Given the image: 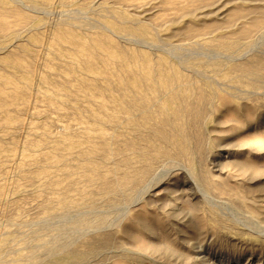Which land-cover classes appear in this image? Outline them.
<instances>
[{
	"label": "rangeland",
	"instance_id": "1",
	"mask_svg": "<svg viewBox=\"0 0 264 264\" xmlns=\"http://www.w3.org/2000/svg\"><path fill=\"white\" fill-rule=\"evenodd\" d=\"M0 264H264V0H0Z\"/></svg>",
	"mask_w": 264,
	"mask_h": 264
},
{
	"label": "bare ground",
	"instance_id": "2",
	"mask_svg": "<svg viewBox=\"0 0 264 264\" xmlns=\"http://www.w3.org/2000/svg\"><path fill=\"white\" fill-rule=\"evenodd\" d=\"M216 49V48H215ZM151 179V178H150ZM103 217V216H102ZM95 221V220H94ZM106 222V219L105 218H97V220H96V222L95 223H92V224H90V225H88V226H86L87 228H86V230L87 229H89L90 230V228H101L102 226H103V224ZM82 226H85V225H83V223H81V222H78V223H76V227H80V228H82ZM105 226V225H104ZM103 226V227H104ZM85 228V227H84ZM104 229V228H103ZM85 230V229H84ZM88 230V231H89ZM100 230V229H99Z\"/></svg>",
	"mask_w": 264,
	"mask_h": 264
}]
</instances>
